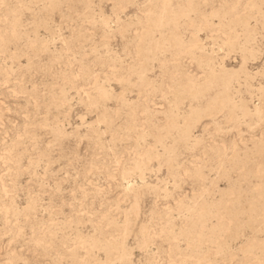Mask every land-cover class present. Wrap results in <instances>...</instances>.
<instances>
[{"label":"rangeland","instance_id":"374dc122","mask_svg":"<svg viewBox=\"0 0 264 264\" xmlns=\"http://www.w3.org/2000/svg\"><path fill=\"white\" fill-rule=\"evenodd\" d=\"M0 264H264V0H0Z\"/></svg>","mask_w":264,"mask_h":264}]
</instances>
